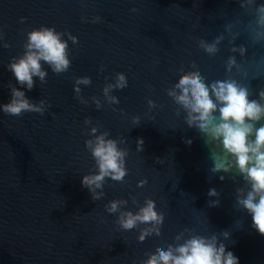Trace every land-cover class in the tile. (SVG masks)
<instances>
[{
  "label": "water",
  "instance_id": "obj_1",
  "mask_svg": "<svg viewBox=\"0 0 264 264\" xmlns=\"http://www.w3.org/2000/svg\"><path fill=\"white\" fill-rule=\"evenodd\" d=\"M248 18L241 0H0V106L10 103L13 88L33 103L46 101L43 115L0 109V264H146L158 248L194 237L223 245L239 264H264V235L239 203L251 184L222 141L190 127L169 95L187 72L199 71L210 84L226 78L230 55L242 62L264 55L260 46L249 47L245 58L230 51L231 35ZM43 27L63 34L71 67L56 74L41 61L46 81L34 77L28 90L9 65L25 54L28 33ZM219 35L225 40L211 56L200 41ZM245 43L241 34L236 45ZM117 73L128 85L110 91L119 100L111 103L104 88L116 83ZM79 77L91 84L79 85L78 95ZM234 78L248 87L249 99L264 104V75ZM261 126L264 119L256 122ZM93 127L127 152V175L106 177L96 189L99 199L82 183L99 172L86 147ZM215 160L233 166L213 171ZM210 189L217 195L209 196ZM147 200L163 223L122 228L121 213L135 214ZM112 201L126 203L113 213ZM153 227L159 235L141 240Z\"/></svg>",
  "mask_w": 264,
  "mask_h": 264
},
{
  "label": "clouds",
  "instance_id": "obj_2",
  "mask_svg": "<svg viewBox=\"0 0 264 264\" xmlns=\"http://www.w3.org/2000/svg\"><path fill=\"white\" fill-rule=\"evenodd\" d=\"M241 8L249 18L239 31L231 35L229 44L232 53H238L241 58H245L249 47L264 48V3H257V0H241ZM241 34L246 37V43L236 45V40ZM62 35L54 28L48 27L28 33L25 54L9 65L19 84L31 90L34 87V77H39L41 82L46 81L47 72L43 70L41 61L47 63L56 74L69 70V46L68 42L62 39ZM69 39L73 44L79 43L78 37L69 35ZM224 40V35L217 36L212 42L201 40L200 47L207 54L215 56L221 50L220 45ZM225 72V79H217L210 84L199 71L187 72L169 90V95L187 112L186 120L190 127L195 126L213 140L222 141L223 148L235 158L234 166L238 167L239 172L251 184L246 198L240 199L239 203L249 211L256 229L264 235V126L256 127V122L264 119V104L249 99L248 87L241 85L234 78L235 75L252 78L264 75V55H253L243 62L238 60L236 55H230L225 62ZM81 84L89 85L91 79L76 78L74 91L78 95ZM127 85L125 74L117 73L116 83L104 88L109 102L119 103L118 98L110 96L109 93L113 88L123 89ZM260 96L264 99V92H261ZM95 102L98 108L102 107L99 100ZM149 104L154 106L151 100ZM0 109L12 116H20L24 112L43 115L46 111V101L33 103L23 91L13 88L10 103L0 106ZM97 131L96 127L91 129L94 139L86 141V147L95 158L99 172L84 176L82 180L83 185L94 193V199L103 195L102 192L97 193L96 189L103 187L106 177L122 181L127 175V152L118 148L116 140L107 139V132L95 135ZM253 135L254 140L250 139ZM138 144L142 145L143 140L140 139ZM232 166L215 160L213 171H229ZM143 183L142 181L141 186ZM208 194L216 196L217 192L210 189ZM122 203L126 201H112L107 210L114 213ZM118 222L122 228L132 229L138 223L162 224L163 216L155 210L154 201L147 200L145 206L135 214L122 212ZM153 231L159 235L158 227H153L145 229L140 239L143 240ZM146 264H239V260L232 252L226 253L223 245L217 248L214 242L194 237L175 248H158Z\"/></svg>",
  "mask_w": 264,
  "mask_h": 264
}]
</instances>
